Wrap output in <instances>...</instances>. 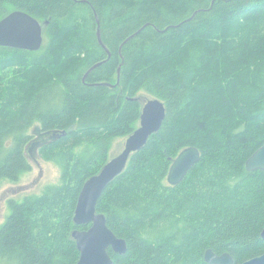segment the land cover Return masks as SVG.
Masks as SVG:
<instances>
[{
	"label": "trees",
	"instance_id": "1",
	"mask_svg": "<svg viewBox=\"0 0 264 264\" xmlns=\"http://www.w3.org/2000/svg\"><path fill=\"white\" fill-rule=\"evenodd\" d=\"M13 11L48 26L37 52L0 47V181L30 170L37 123L38 155L60 183L8 200L0 264L77 262L71 232L88 228L72 222L78 194L137 128L141 91L166 114L96 204L127 245L108 250L112 264H206L207 249L241 264L264 253V171L245 170L264 143V0H0V20ZM190 146L200 161L167 185L170 159Z\"/></svg>",
	"mask_w": 264,
	"mask_h": 264
},
{
	"label": "water",
	"instance_id": "2",
	"mask_svg": "<svg viewBox=\"0 0 264 264\" xmlns=\"http://www.w3.org/2000/svg\"><path fill=\"white\" fill-rule=\"evenodd\" d=\"M47 26V21L39 22L23 12H11L0 20V47L37 52L43 45V30ZM95 36L99 46L106 51L109 58L110 52L101 41L97 17ZM100 63L92 66L83 78ZM119 71L120 68L117 69V82ZM102 85L112 87L107 83ZM134 100H138L142 105L137 128L125 139L120 153L108 159L96 175L87 179L78 194L73 222L75 226H89V228L71 232L79 253L75 264H112L108 250L116 255H124L127 251L126 242L117 238L107 227L104 216L96 212V204L104 190L123 173L130 156L146 145L149 138L160 130L165 119V106L161 100L157 98L141 100L139 97ZM200 157L199 149L190 146L182 149L175 158L170 159L171 164L166 176L167 185L171 187L178 185L200 161ZM245 170L264 171V143L246 160ZM261 238L264 240V229L261 232ZM203 260L206 264H234L229 254L217 256L211 250L205 251ZM241 264H264V254L250 258Z\"/></svg>",
	"mask_w": 264,
	"mask_h": 264
},
{
	"label": "rangeland",
	"instance_id": "3",
	"mask_svg": "<svg viewBox=\"0 0 264 264\" xmlns=\"http://www.w3.org/2000/svg\"><path fill=\"white\" fill-rule=\"evenodd\" d=\"M138 97L141 100L146 98H155L144 92H139ZM38 124H34L28 129V134L31 135L33 144H28L25 149V156L30 164V170L20 175L19 179L15 182L6 180L0 181V225L3 224L7 215V203L10 199L22 200L27 195H40L44 189L50 185L60 183V169L52 162L44 161L38 155V149L41 142L36 139L35 134L38 132ZM50 140V135L44 137V141ZM126 137L118 138L113 141L109 158H113L120 153L124 145ZM166 181V180H165ZM79 227V226H76Z\"/></svg>",
	"mask_w": 264,
	"mask_h": 264
},
{
	"label": "bare ground",
	"instance_id": "4",
	"mask_svg": "<svg viewBox=\"0 0 264 264\" xmlns=\"http://www.w3.org/2000/svg\"><path fill=\"white\" fill-rule=\"evenodd\" d=\"M14 12V11H13ZM19 12H21V11H19ZM24 13V12H23ZM7 16V15H6ZM120 66H121V64H120ZM120 66L118 67V68H120ZM114 85H112V87H113ZM111 87V86H110ZM132 134V133H131ZM128 137V136H127ZM72 222H73V217H72ZM73 224H74V222H73ZM75 225V224H74ZM88 228H89V226H88ZM118 238V237H117ZM120 239V238H119ZM207 250H210V249H207ZM207 250H205V251H207ZM212 251V250H211ZM205 253V252H204ZM225 254V253H224ZM264 254V253H263ZM216 255V254H215ZM217 256H220V255H217ZM203 257H204V255H203ZM204 261V260H203ZM205 263V262H204Z\"/></svg>",
	"mask_w": 264,
	"mask_h": 264
},
{
	"label": "flooded vegetation",
	"instance_id": "5",
	"mask_svg": "<svg viewBox=\"0 0 264 264\" xmlns=\"http://www.w3.org/2000/svg\"><path fill=\"white\" fill-rule=\"evenodd\" d=\"M215 254V253H214ZM262 255V254H261ZM259 256V255H258Z\"/></svg>",
	"mask_w": 264,
	"mask_h": 264
}]
</instances>
